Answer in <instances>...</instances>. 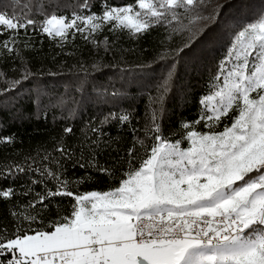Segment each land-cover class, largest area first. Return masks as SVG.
Here are the masks:
<instances>
[{"label": "snow or ice", "instance_id": "6c2138e0", "mask_svg": "<svg viewBox=\"0 0 264 264\" xmlns=\"http://www.w3.org/2000/svg\"><path fill=\"white\" fill-rule=\"evenodd\" d=\"M202 4L203 0H135L129 5L106 7L102 14L82 16L73 11L71 18L53 11L44 14L40 30L62 42L70 34H79L85 41L97 43L92 37L106 26H110L109 31L142 34L175 21L195 35L182 24L181 16H188L189 24L207 19L199 14ZM80 7L87 8V0ZM36 24L23 13L17 15L15 7L0 10V36L8 35L0 41V50L15 55L19 32L35 29ZM233 57H242V62L226 68ZM21 71V78L7 81L8 87L0 89V96L35 78L27 64ZM3 77L0 72V79ZM221 78L217 90L201 100L206 110L214 102L212 115L201 117L211 121L205 123L209 130L187 131L184 139L190 147L183 149L182 140L170 142L161 137L154 112L151 131L156 133L152 137L155 143L145 146L139 166L130 167L114 189L82 194L68 190L69 181L63 179L59 168L61 161L54 162L56 170L45 165L41 176L55 180V190L45 187L28 207L35 211L46 208L50 198L69 197L74 201L72 212L53 220L48 230L31 226L37 222L36 216L10 213L28 221V227L21 223L11 234L0 228V264H264V14L235 34L215 79ZM161 90L169 91L168 78ZM64 103L59 97L54 106ZM230 113H235L231 124L215 130ZM110 118L129 120L128 115L110 113L104 121ZM90 130L98 131L95 127ZM72 132L71 127L63 130L64 135ZM11 140L0 138V143ZM138 143L144 146L143 140ZM91 145L95 148L97 142L93 140ZM55 151L64 160L72 159L71 151L63 145ZM127 155L131 165L136 158L135 145ZM82 159L74 163L110 174L109 169L85 164ZM14 170L27 169L15 165ZM12 172L11 168L8 173L0 170V175ZM13 195L12 188L0 190V198Z\"/></svg>", "mask_w": 264, "mask_h": 264}, {"label": "trees", "instance_id": "16d2710c", "mask_svg": "<svg viewBox=\"0 0 264 264\" xmlns=\"http://www.w3.org/2000/svg\"><path fill=\"white\" fill-rule=\"evenodd\" d=\"M134 2L87 0L88 7L82 8L84 0H0V10L15 7L17 15L23 13L37 21L35 29L19 32L15 55L0 50V72L4 74L0 89L8 87L7 81L21 78L24 64L35 74V78L0 96V138H12L10 143H0V170L8 173L13 169L11 174L0 175V190H14L12 197L0 198V228L7 229L8 234L21 223L25 229L28 227V221L13 217L12 212L36 216L37 222L31 226L44 230L53 220L71 214L74 201L69 197L50 198L46 208L35 211L28 207L45 187L55 190L57 182L41 176L45 165L56 170L54 162L61 161L59 168L63 179L69 181L68 190L81 194L109 191L119 186L130 167L139 166L145 146L155 143L152 137L156 133L151 131L154 112L161 137L170 142L182 140V148L190 145L184 139L187 131H208L205 123L211 121L201 117L212 115L211 105L206 110L201 100L222 82L223 78H215L235 34L264 14V0H203L198 11L207 19L189 24V17L181 16L182 24L195 35L175 21L156 25L142 34L109 31L110 26H106L92 37L97 43L85 41L79 34H70L62 42L40 30L45 13L55 11L71 18L73 11L82 16L102 14L106 7ZM7 39L8 35L0 36V41ZM166 78L169 91L163 92L161 85ZM59 97L65 103L54 106ZM160 97L162 101L155 102ZM110 113L116 117L128 115L129 120L104 121ZM234 114L223 118L215 130L222 131L230 125ZM198 120L201 122L196 124ZM184 124L194 128L184 129ZM67 127L73 132L64 135ZM93 127L97 133L90 130ZM93 140L97 142L95 148ZM139 140L144 141V146ZM60 145L71 151L72 159L60 157L55 151ZM133 145L136 158L130 165L127 153ZM45 156L49 157L47 161ZM81 157V162L107 168L110 174H100L91 166L79 167L74 161ZM15 165L27 170L16 172ZM41 180L43 183H33Z\"/></svg>", "mask_w": 264, "mask_h": 264}, {"label": "rangeland", "instance_id": "374dc122", "mask_svg": "<svg viewBox=\"0 0 264 264\" xmlns=\"http://www.w3.org/2000/svg\"><path fill=\"white\" fill-rule=\"evenodd\" d=\"M242 57L239 59V60H237L235 57H234V59H233V61H232V64L228 67V69H230L234 64H237V63H240V62H242ZM223 81V80H222ZM219 84H222V82H220ZM217 90V87L213 90V92H215ZM213 92H212V94H213ZM211 95V94H210ZM214 104V102H210V105L212 106ZM189 147H190V145H189ZM183 149H187V148H183Z\"/></svg>", "mask_w": 264, "mask_h": 264}]
</instances>
